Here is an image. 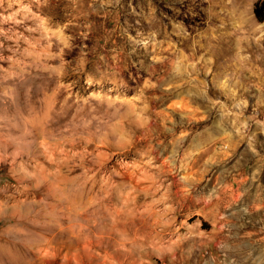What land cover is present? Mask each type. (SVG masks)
Returning <instances> with one entry per match:
<instances>
[{
  "label": "rangeland",
  "instance_id": "obj_1",
  "mask_svg": "<svg viewBox=\"0 0 264 264\" xmlns=\"http://www.w3.org/2000/svg\"><path fill=\"white\" fill-rule=\"evenodd\" d=\"M263 0H0V264H264Z\"/></svg>",
  "mask_w": 264,
  "mask_h": 264
},
{
  "label": "trees",
  "instance_id": "obj_2",
  "mask_svg": "<svg viewBox=\"0 0 264 264\" xmlns=\"http://www.w3.org/2000/svg\"><path fill=\"white\" fill-rule=\"evenodd\" d=\"M254 13L260 21L264 20V0L256 3Z\"/></svg>",
  "mask_w": 264,
  "mask_h": 264
}]
</instances>
